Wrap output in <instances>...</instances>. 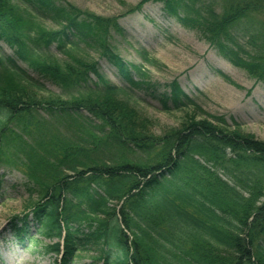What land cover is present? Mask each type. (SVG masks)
I'll list each match as a JSON object with an SVG mask.
<instances>
[{
	"label": "trees",
	"instance_id": "obj_1",
	"mask_svg": "<svg viewBox=\"0 0 264 264\" xmlns=\"http://www.w3.org/2000/svg\"><path fill=\"white\" fill-rule=\"evenodd\" d=\"M150 1L264 83V0H140L129 12ZM113 33L124 34L118 17L66 0H0V40L14 50L0 53V161L10 135L33 130L38 116L52 118L54 135L66 130L23 150L41 196L10 219L14 239L57 264H76L90 248L101 264H264V141L209 115L176 81L161 91L133 67L136 79ZM91 53L126 84L106 78ZM17 60L62 93L37 97L44 87ZM136 92L185 112L181 126L153 132Z\"/></svg>",
	"mask_w": 264,
	"mask_h": 264
},
{
	"label": "rangeland",
	"instance_id": "obj_2",
	"mask_svg": "<svg viewBox=\"0 0 264 264\" xmlns=\"http://www.w3.org/2000/svg\"><path fill=\"white\" fill-rule=\"evenodd\" d=\"M66 1L100 16L118 17L124 34L113 33L111 43L131 66L136 79L139 75L133 67L145 70L146 79L157 84L161 91L167 90L168 83L176 81L186 94L197 99L209 115L222 116L231 125L236 122L241 132L264 141V83L228 62L200 33L167 15L161 2L150 1L141 10L129 12L140 0ZM46 26L48 29L56 28L50 22ZM55 47L52 45L50 52L56 58H65ZM0 53L13 55L14 50L0 40ZM143 53L147 54L148 60H145ZM91 55L98 61L100 71L106 78L121 86L126 84L104 58L96 53ZM17 63L32 73L44 87L37 97L48 99L52 93H62L59 87L35 73L27 62L17 60ZM218 70L231 81L220 75ZM135 95L140 100L141 112L154 123L153 132L162 134L181 126L185 112L163 111L158 100L142 92ZM38 118L33 130L16 129L20 138L10 135L12 140L3 145L0 161V264H57L54 255L41 252L33 242L18 243L9 226L13 216L30 211V204L41 196V187L27 174L23 150L34 147L42 139H61L62 134H66V130L60 127V131L54 135L52 123H56L51 121V117ZM130 156L137 158L135 153ZM190 233L188 229H180L177 240L184 246L189 245ZM33 234H37L35 228ZM97 254L95 248H90L80 254L76 264H101L96 258Z\"/></svg>",
	"mask_w": 264,
	"mask_h": 264
}]
</instances>
